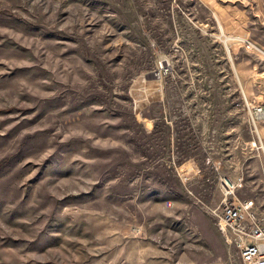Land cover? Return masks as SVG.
Returning <instances> with one entry per match:
<instances>
[{
    "label": "rangeland",
    "instance_id": "obj_1",
    "mask_svg": "<svg viewBox=\"0 0 264 264\" xmlns=\"http://www.w3.org/2000/svg\"><path fill=\"white\" fill-rule=\"evenodd\" d=\"M223 175L264 217V0H0V264H241Z\"/></svg>",
    "mask_w": 264,
    "mask_h": 264
},
{
    "label": "built area",
    "instance_id": "obj_2",
    "mask_svg": "<svg viewBox=\"0 0 264 264\" xmlns=\"http://www.w3.org/2000/svg\"><path fill=\"white\" fill-rule=\"evenodd\" d=\"M190 179V172L184 170L182 182L188 184ZM242 186V178L222 176L223 200L216 215L241 264H264V217L257 212L254 201L238 200Z\"/></svg>",
    "mask_w": 264,
    "mask_h": 264
}]
</instances>
